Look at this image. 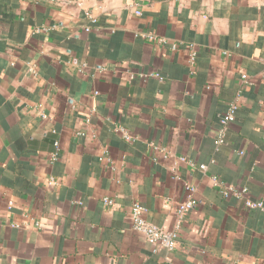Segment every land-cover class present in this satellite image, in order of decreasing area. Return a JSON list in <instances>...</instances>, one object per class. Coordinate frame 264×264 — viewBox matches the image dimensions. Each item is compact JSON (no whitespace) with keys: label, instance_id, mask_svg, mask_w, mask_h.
Segmentation results:
<instances>
[{"label":"crops","instance_id":"crops-1","mask_svg":"<svg viewBox=\"0 0 264 264\" xmlns=\"http://www.w3.org/2000/svg\"><path fill=\"white\" fill-rule=\"evenodd\" d=\"M186 184L177 246L155 250L132 205L172 230ZM246 199L264 201V0H0V264H264Z\"/></svg>","mask_w":264,"mask_h":264},{"label":"built area","instance_id":"built-area-1","mask_svg":"<svg viewBox=\"0 0 264 264\" xmlns=\"http://www.w3.org/2000/svg\"><path fill=\"white\" fill-rule=\"evenodd\" d=\"M140 13V12H138ZM95 19L93 18V21ZM87 30H90V28H86ZM142 37L151 40L156 41L160 43H167V40L164 37H159L156 34L152 33H146L143 32L141 34ZM177 44L173 43L172 48L176 49ZM195 53H191L190 60L192 63L195 62ZM237 109V105L234 103L232 104L228 111L226 112L224 118H223V130L232 122L235 121V112ZM121 131H124L123 129H120ZM119 131V130H118ZM126 138H130L129 134L127 132H124ZM223 141L222 138H220L217 143H221ZM56 150L53 153V159H57L58 153H59V142H55ZM202 169H205V165H201ZM214 184L216 187L220 188V192L228 197L232 194L236 195V197L240 199H244V194L246 190H235L234 187L226 186L222 182H220L217 178H214ZM186 189L190 192V195L187 197V199L179 203L177 206V222L176 225L172 230H165L162 227L148 221L145 218V214L147 212L146 206L139 202H135L132 205L131 208V220H132V227L137 232H140L144 235V237L147 239V241L152 244L155 247V250H158L159 248H163L169 251H172L176 248L179 238V233L181 231L182 224L184 222L185 215L196 205V199L193 196V192L195 191V188L191 185L186 184ZM104 202L106 204H113V200L106 197L104 198ZM245 204L248 208L251 209H259L264 212V201L263 200H251L246 199Z\"/></svg>","mask_w":264,"mask_h":264}]
</instances>
